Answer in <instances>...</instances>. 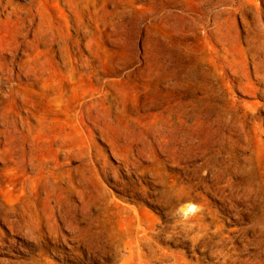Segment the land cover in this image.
<instances>
[{
    "label": "rangeland",
    "instance_id": "rangeland-1",
    "mask_svg": "<svg viewBox=\"0 0 264 264\" xmlns=\"http://www.w3.org/2000/svg\"><path fill=\"white\" fill-rule=\"evenodd\" d=\"M0 264H264V0H0Z\"/></svg>",
    "mask_w": 264,
    "mask_h": 264
}]
</instances>
